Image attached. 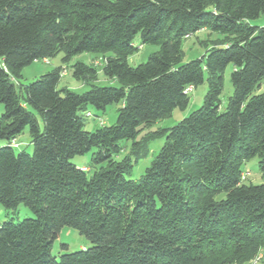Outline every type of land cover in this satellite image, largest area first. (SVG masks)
<instances>
[{"label": "trees", "instance_id": "obj_1", "mask_svg": "<svg viewBox=\"0 0 264 264\" xmlns=\"http://www.w3.org/2000/svg\"><path fill=\"white\" fill-rule=\"evenodd\" d=\"M261 16L264 0H0V204L24 205L35 215L0 225V264H246L260 256L264 93L253 92L264 82V26L251 21ZM204 29L222 42L183 63V40ZM138 36L159 51L131 67ZM59 53L65 61L112 53L102 71L119 86L59 90L60 68L20 82L25 67ZM230 64L234 92L222 112ZM72 74L94 83L98 70L79 62ZM205 74L209 90L200 109L136 140L187 108V89L202 85ZM113 104L121 105L114 125L85 130L89 107ZM26 129L32 154L11 145ZM160 136L165 144L141 180L126 179ZM130 140V154L117 160ZM94 148L99 169L89 177L71 160ZM256 158L263 183L246 185L243 167ZM64 227L92 248L58 260L53 246Z\"/></svg>", "mask_w": 264, "mask_h": 264}, {"label": "rangeland", "instance_id": "obj_2", "mask_svg": "<svg viewBox=\"0 0 264 264\" xmlns=\"http://www.w3.org/2000/svg\"><path fill=\"white\" fill-rule=\"evenodd\" d=\"M251 25L255 27L264 26V16H261L258 20L251 21ZM223 36L212 32L210 30H200L190 36L189 38L183 40L182 50L184 53L183 63L190 62L192 60L199 59L207 54L215 43L222 42ZM135 46L139 48L137 52L128 58V64L131 67H137L141 64L147 62L149 57L159 51V47L154 45H141L140 36L135 39ZM114 57L112 53L106 55L96 54V53H83L77 56H73L69 61H65V53H59L56 57L48 59L49 63L44 60L36 61L33 64L25 67L22 71L21 83L23 85H28L37 81L43 75L52 72L56 69H61L62 74L60 81L58 83V89H68L78 94H83L91 89V85L98 87L113 86L118 87L117 82H111L108 80L103 71L102 65L105 58ZM84 63L87 66H95L98 70L97 80L94 83H86L84 80H78L74 78L72 74V68L77 63ZM100 63V65H97ZM234 71V66L230 64L224 74H223V92L220 97L221 100V111H226L227 103L229 98L233 95L234 88L232 85L231 75ZM209 87L207 82V75L205 74V81L202 85L194 89L192 93L189 94V104L185 109H176L172 115L166 119H161L153 124L150 128L145 129L138 137L137 141H140L143 136L148 133L156 132L159 130L170 129L176 126L183 119L187 118L191 113L200 109L204 103L206 94L208 93ZM264 93V82L260 88H256L253 95ZM121 105L113 104L106 108L105 111L97 110L93 107H89L88 112L92 114L91 117H87V113L83 114L84 128L88 132H95L97 129L112 126L116 123L118 117V111ZM4 113V105L0 104V117ZM41 130H43V121L39 119ZM103 122V125L101 124ZM19 147L15 149L18 152H26L28 154L33 153V146L31 144V137L29 130L26 131L16 139ZM166 141L165 136H160L156 138L151 146L150 153L147 158L141 159L138 163L134 164V168L129 174H126V179L139 181L145 174L147 168L150 167L153 160L159 154L161 148L164 146ZM133 141H123L121 143L123 150L117 160H121L130 154L132 149ZM5 142L0 141V146H4ZM97 151L96 148L92 149L88 154L83 156H77L71 160V162L78 166L79 168H85V170L90 171L88 176H93L94 172L99 169V166H95L92 163L93 154ZM243 171L249 172V176L244 181L246 185H260L263 183L261 173L259 170V160L253 159L246 163L243 167ZM225 196H219L218 200L224 198ZM34 213L26 206L20 205L17 209H7L2 204H0V225L5 222H14L15 224L20 223L26 219H34ZM66 246V247H64ZM93 244L85 237L82 236L77 230L69 227H64L58 239L54 242L53 255L59 260L62 254L74 253L81 250H87L92 248ZM260 254L264 256V249L261 250ZM263 260L258 263H246V264H264Z\"/></svg>", "mask_w": 264, "mask_h": 264}, {"label": "built area", "instance_id": "obj_3", "mask_svg": "<svg viewBox=\"0 0 264 264\" xmlns=\"http://www.w3.org/2000/svg\"><path fill=\"white\" fill-rule=\"evenodd\" d=\"M189 38V37H188ZM46 63H49V61L47 60V59H45L44 60ZM97 65H100V63H97ZM194 91V88L193 87H189L188 89H187V93L188 94H190V93H192ZM92 116V114L91 113H87V117H91ZM101 124L103 125V122H101ZM12 147H14V148H18L19 147V144L17 143V141L16 140H14L13 142H12ZM249 176V173H244L243 175H242V179L245 181L246 179H247V177ZM261 259H262V257L261 256H258V257H256L253 261H252V263H258V262H260L261 261Z\"/></svg>", "mask_w": 264, "mask_h": 264}, {"label": "crops", "instance_id": "obj_4", "mask_svg": "<svg viewBox=\"0 0 264 264\" xmlns=\"http://www.w3.org/2000/svg\"><path fill=\"white\" fill-rule=\"evenodd\" d=\"M262 84H263V83H262ZM262 84H261V86H262ZM261 86H260V87H261ZM248 173H249V172H248ZM260 256H261V257H264V256H262L261 254H260Z\"/></svg>", "mask_w": 264, "mask_h": 264}]
</instances>
